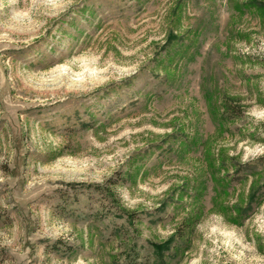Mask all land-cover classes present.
Segmentation results:
<instances>
[{
  "label": "rangeland",
  "instance_id": "1",
  "mask_svg": "<svg viewBox=\"0 0 264 264\" xmlns=\"http://www.w3.org/2000/svg\"><path fill=\"white\" fill-rule=\"evenodd\" d=\"M0 264H264V0H0Z\"/></svg>",
  "mask_w": 264,
  "mask_h": 264
}]
</instances>
